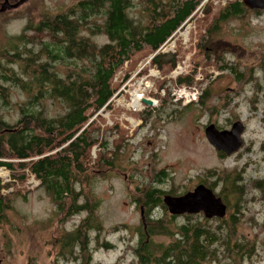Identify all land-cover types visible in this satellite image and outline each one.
Returning <instances> with one entry per match:
<instances>
[{"label": "trees", "instance_id": "trees-1", "mask_svg": "<svg viewBox=\"0 0 264 264\" xmlns=\"http://www.w3.org/2000/svg\"><path fill=\"white\" fill-rule=\"evenodd\" d=\"M2 1L3 4L5 0ZM215 1L81 0L64 13L30 21L22 33L6 35L4 42L0 40V168L11 173L10 181L0 177V228L8 225V213L15 203L27 201L32 190L26 185L34 179L40 183L38 189L50 198L56 214L62 216L60 223L87 213L73 231L62 232L54 240L57 256L66 262L93 264L90 232L101 230L95 216L99 202L90 191L86 193V188L101 168L106 167L105 171L109 172L117 170L119 146L124 140L123 133L117 134V130L122 129L119 123L102 129L105 120L99 113L104 108L112 109L114 95L120 87H115L113 82L125 63L136 59L131 65L133 70L139 60L161 51L185 23L203 14L204 18L198 21L199 40L191 71L188 76H179L176 84L191 87L200 68L207 78L209 68L218 69L221 62L222 68L240 83L241 90L257 79L259 70L255 67L230 63L224 56L212 60L209 43L222 24L232 19L245 20L250 14L260 16L263 11L250 10L243 0H229L217 7ZM137 5L142 6L147 21L133 15ZM84 31L93 37L103 35L108 42L99 46ZM149 63V68H157L166 75L177 67L179 60L176 55L159 53ZM259 67L264 69V61ZM61 68L68 70L67 74ZM129 77L127 74L125 81ZM166 84L167 81L161 82L158 89L163 91ZM255 87V96L250 98L253 114L261 103L259 92L263 84L257 80ZM15 91L26 97L18 105L13 102ZM235 93L232 97L225 92V103L211 113L221 116L240 94ZM212 98L211 89H204L200 105L205 106ZM46 101L59 105L61 112L51 116ZM13 115L17 116L15 120ZM113 135H118L120 140L117 137L114 146ZM94 149L99 150L96 158L92 155ZM220 156L226 157L222 153ZM246 168L247 165L222 174L210 171L214 181H203L213 191L222 184L217 196L227 205L223 219L209 220L201 214L172 215L164 198L178 193L156 187L143 192L138 188V203L148 217L138 231L140 237L135 248L138 264H236L256 255L257 243L243 240L237 231L249 191ZM166 177V172H160L157 183H163ZM263 183L258 180L254 187L264 195ZM158 208L166 211L168 220L152 217ZM184 216L186 222L177 224L176 219ZM212 221L218 224L214 227ZM156 237L171 241L159 243ZM102 247L113 246L104 241ZM221 254L230 262L223 263Z\"/></svg>", "mask_w": 264, "mask_h": 264}, {"label": "rangeland", "instance_id": "rangeland-1", "mask_svg": "<svg viewBox=\"0 0 264 264\" xmlns=\"http://www.w3.org/2000/svg\"><path fill=\"white\" fill-rule=\"evenodd\" d=\"M79 1L31 0L20 8L10 10L0 0L1 42H4L6 35L22 33L30 21L38 22L45 15L50 17L64 13ZM227 1L216 0V7ZM141 11L142 6L137 5L133 15L147 21ZM203 18V14H198L185 23L161 51L139 60L133 70L131 65L136 59L125 63L113 82L115 87H120L114 95L112 109L104 108L99 113L105 120L101 124L102 129L119 123L122 131L117 130V134L123 133L124 140L119 146L121 152L116 163L117 170L109 172L105 171L106 167L101 168L96 172L98 174L91 177L90 186L86 188V193L90 191L99 202L95 216L101 230L90 232L93 264H138L135 253L140 237L138 231L148 220L144 207L137 200L138 188L143 192L155 187L164 191L173 190L179 194L173 197H180L193 192L198 185H204L203 181H214L210 171L233 173L245 165V181L249 191L237 231L243 240L257 243V254L236 264H264V195L254 187L258 180L264 181V69L259 67L264 61V11L260 16L250 14L245 20L232 19L222 24L221 30L209 43L213 49L212 60L224 56L230 63L240 62L242 67L259 70L257 79L245 84L242 90L234 76L222 68V62L218 69L209 68L207 78L200 68L191 87L176 84L179 76H188L191 71L199 40L198 21ZM84 35L93 37L88 31H84ZM92 41L101 46L108 39L97 35ZM159 53L163 56L176 55L179 60L177 67L166 75L157 68H149V62ZM61 69L67 74L68 70ZM127 74L130 77L125 81ZM257 80L263 84V89L259 92L261 103L253 114L250 98L255 96ZM164 81H167L166 88L160 91L158 86ZM208 87L213 98L202 106L200 99ZM225 92L232 97L235 92L240 94L218 117L211 112L225 103ZM136 96L142 99L140 109L133 106ZM25 100L24 94L15 91L13 102L16 105ZM144 100L151 101L152 105H147ZM45 105L51 116L61 112L59 105L50 104L49 101ZM234 114L238 117H233ZM16 117L13 115L12 120ZM237 122L245 127L243 145L237 153L222 158L220 152L209 143L205 130L210 125L219 131L231 130ZM117 137L120 141L118 135L112 136V146ZM98 151L93 150L94 158ZM163 171L167 177L158 184V174ZM0 177L10 181L11 173L0 168ZM39 184L34 179L28 182L26 188L32 192L27 201H17L14 209L8 213V225L0 228V264H79L59 258L58 249L53 248V243L62 232L73 231L87 217V213L74 215L60 223L62 216L56 214V208L44 190L38 189ZM221 190L220 183L214 192L220 194ZM165 213L163 208H158L152 212V217L168 220ZM199 216L205 218L203 214ZM185 222V216L176 219L177 224ZM212 224L215 227L218 222L212 221ZM104 241L113 247H102ZM155 241L167 244L171 239L156 237ZM221 260L223 263L230 262L222 254Z\"/></svg>", "mask_w": 264, "mask_h": 264}, {"label": "water", "instance_id": "water-1", "mask_svg": "<svg viewBox=\"0 0 264 264\" xmlns=\"http://www.w3.org/2000/svg\"><path fill=\"white\" fill-rule=\"evenodd\" d=\"M29 0H20L14 5L5 0L7 9H16ZM250 10L264 11V0H243ZM147 105H152L149 100H144ZM245 127L241 122L235 123L231 130L219 131L214 125L206 128L205 133L209 143L220 153L230 156L237 153L243 145L242 135ZM164 203L172 215H199L211 220L214 218L223 219L227 215V205L222 198L206 187L198 185L193 192H188L180 197L166 196Z\"/></svg>", "mask_w": 264, "mask_h": 264}, {"label": "bare ground", "instance_id": "bare-ground-1", "mask_svg": "<svg viewBox=\"0 0 264 264\" xmlns=\"http://www.w3.org/2000/svg\"><path fill=\"white\" fill-rule=\"evenodd\" d=\"M141 101H142V99L140 98V96H136V97H135V100H134V103H133V106H134L136 109H140V108L142 107V105H141ZM2 174L5 175L6 173H3V172H2Z\"/></svg>", "mask_w": 264, "mask_h": 264}, {"label": "built area", "instance_id": "built-area-1", "mask_svg": "<svg viewBox=\"0 0 264 264\" xmlns=\"http://www.w3.org/2000/svg\"><path fill=\"white\" fill-rule=\"evenodd\" d=\"M182 99V98H181Z\"/></svg>", "mask_w": 264, "mask_h": 264}]
</instances>
